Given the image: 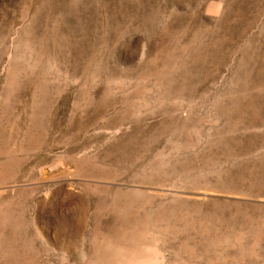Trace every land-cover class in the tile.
Returning <instances> with one entry per match:
<instances>
[{"label":"rangeland","instance_id":"1","mask_svg":"<svg viewBox=\"0 0 264 264\" xmlns=\"http://www.w3.org/2000/svg\"><path fill=\"white\" fill-rule=\"evenodd\" d=\"M136 263L264 264V0H0V264Z\"/></svg>","mask_w":264,"mask_h":264},{"label":"bare ground","instance_id":"2","mask_svg":"<svg viewBox=\"0 0 264 264\" xmlns=\"http://www.w3.org/2000/svg\"><path fill=\"white\" fill-rule=\"evenodd\" d=\"M133 257V256H132ZM133 260V259H132ZM137 264V263H136Z\"/></svg>","mask_w":264,"mask_h":264}]
</instances>
